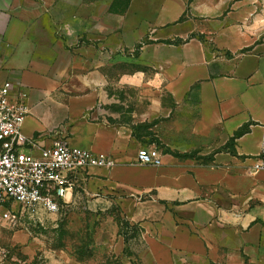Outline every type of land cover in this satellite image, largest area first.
<instances>
[{"label": "crops", "instance_id": "obj_1", "mask_svg": "<svg viewBox=\"0 0 264 264\" xmlns=\"http://www.w3.org/2000/svg\"><path fill=\"white\" fill-rule=\"evenodd\" d=\"M259 4L0 0V85L26 92L25 135L43 145L61 137L114 161L77 180L87 174L90 190L121 199L131 219L176 212L179 228L196 231L194 253L230 260L243 251L264 264V166L254 168L264 160ZM119 63L140 70L118 76ZM194 91L191 133L204 140L197 155L208 160L158 150L159 165L138 163L137 150L154 146L151 132L184 124L163 95L180 103Z\"/></svg>", "mask_w": 264, "mask_h": 264}, {"label": "rangeland", "instance_id": "obj_2", "mask_svg": "<svg viewBox=\"0 0 264 264\" xmlns=\"http://www.w3.org/2000/svg\"><path fill=\"white\" fill-rule=\"evenodd\" d=\"M259 6L264 13V0ZM132 70L140 67L119 63L116 74ZM116 92L124 94L125 90L118 85ZM163 104L170 116L184 124L180 131L164 124L158 133H150L147 142L160 152L205 161L207 157L197 155L204 140L195 137L190 128L197 110L196 91L180 103L165 94ZM226 144L231 149V142ZM83 176L75 180L66 209L48 213L18 207L8 220L0 222V264H256L243 251L230 260L222 252L216 260L206 253H194L189 242L196 231L188 223L179 228L176 212L165 216L155 211L151 220L135 221L127 214L129 205L109 193L90 190L88 175Z\"/></svg>", "mask_w": 264, "mask_h": 264}, {"label": "built area", "instance_id": "obj_3", "mask_svg": "<svg viewBox=\"0 0 264 264\" xmlns=\"http://www.w3.org/2000/svg\"><path fill=\"white\" fill-rule=\"evenodd\" d=\"M26 98L25 91L0 85V222L18 207L29 212H59L68 206L80 172L114 165L107 155L71 146L64 138L43 145L38 137L25 135ZM136 159L143 165L161 163L154 146L139 148ZM262 166L264 160L254 168Z\"/></svg>", "mask_w": 264, "mask_h": 264}, {"label": "trees", "instance_id": "obj_4", "mask_svg": "<svg viewBox=\"0 0 264 264\" xmlns=\"http://www.w3.org/2000/svg\"><path fill=\"white\" fill-rule=\"evenodd\" d=\"M243 131H244L243 129L239 130L238 132H236L235 136H237V135L241 134ZM230 142H231V141H230ZM66 208H67V207H65V208L61 209L60 211H62V210H64V209H66ZM60 211H59V212H60Z\"/></svg>", "mask_w": 264, "mask_h": 264}]
</instances>
